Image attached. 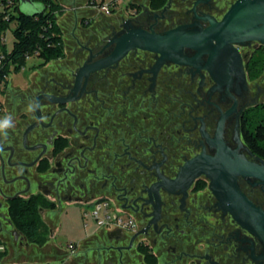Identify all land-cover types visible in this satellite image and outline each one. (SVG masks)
<instances>
[{
	"label": "flooded vegetation",
	"instance_id": "obj_1",
	"mask_svg": "<svg viewBox=\"0 0 264 264\" xmlns=\"http://www.w3.org/2000/svg\"><path fill=\"white\" fill-rule=\"evenodd\" d=\"M196 1L171 0L166 10L156 13L142 3L128 18L163 33L196 20L207 26L197 15L221 19L233 3ZM122 29L112 28L98 39L90 35L89 42L99 43L77 44L76 60L59 61L65 64L57 72L31 78L24 90H8L6 116L12 117L14 127L6 139L0 135V234L4 221L13 223L10 208L16 199H47L51 205L41 208L42 213L103 198L133 217L136 226L134 232L121 230L120 238L103 235L106 243L96 249L103 264H264L263 240L219 206L209 177L202 174L188 186L173 182L182 166L204 149L216 153L203 132L214 137L222 113L233 107L224 138L237 147L239 119L248 146L243 117L264 104L263 90L249 85L256 81L249 69L264 67V44H236L240 55L220 57L213 68L216 77L205 68L208 55L193 64L166 61L155 70L159 54L135 48L78 82L80 67L91 54L90 63L109 55L114 45L107 43ZM196 53L186 49L190 57ZM230 60V71H225L220 63ZM30 102L32 112L27 111ZM240 151L257 160L245 147ZM238 184L264 210V183L239 176ZM13 234L26 240L20 231ZM109 256L115 261L105 262Z\"/></svg>",
	"mask_w": 264,
	"mask_h": 264
},
{
	"label": "water",
	"instance_id": "obj_2",
	"mask_svg": "<svg viewBox=\"0 0 264 264\" xmlns=\"http://www.w3.org/2000/svg\"><path fill=\"white\" fill-rule=\"evenodd\" d=\"M19 1L21 12L26 14L32 15L45 10V5L37 0ZM198 2L199 0L195 2V5ZM170 5L171 0L161 8V11L166 10ZM146 8L155 13L160 10ZM197 18L208 21L209 25L203 26L199 20H196L193 24L178 25L163 33L148 31L136 26L131 18L125 19L121 24L124 30L122 29L121 34H116L107 43L114 45L113 51L90 63L94 57L91 54V57L77 72L78 82L84 76L88 77L92 71L117 63L135 48L159 54L155 70L166 61L193 64L195 61L198 62L202 55H208L205 68L212 70L213 76L216 77L213 68L221 58H226L229 53L237 57L240 55L236 44H244L252 40L264 44V0H235L221 19L208 14L197 15ZM186 49H195L197 53L190 57L186 54ZM230 59L232 60V58ZM231 60L226 64L221 62L222 69L229 70L233 61ZM238 65L242 70L240 60ZM229 71L226 75H229ZM229 82H227L228 85ZM43 96L53 100L50 95ZM36 108H38V98L36 99ZM234 110L235 107L222 113L214 137H211L206 131L203 132L208 142L216 148V153L208 154L204 149L201 154L188 160L182 166L178 178L173 182L185 181L188 186L196 177L205 174L211 180L210 187L218 198L219 206L230 211L243 226L250 229L264 242V210L249 199L238 184L239 176L254 177L264 183V159L245 145L240 133L239 119L235 135L238 145L232 148L227 144L224 138L225 123ZM37 124L38 122L31 125L27 132ZM241 147H245L248 153L257 160H250L245 153L240 151ZM120 233L121 229H115L109 231L108 236L120 238Z\"/></svg>",
	"mask_w": 264,
	"mask_h": 264
},
{
	"label": "rangeland",
	"instance_id": "obj_3",
	"mask_svg": "<svg viewBox=\"0 0 264 264\" xmlns=\"http://www.w3.org/2000/svg\"><path fill=\"white\" fill-rule=\"evenodd\" d=\"M3 1L4 0H0V4ZM124 1L128 3L132 0ZM141 1L142 3L147 2V0H140V2ZM225 1L227 4H229L230 2H234L235 0H220V3L223 5ZM17 4L18 6H20V1L17 0ZM6 5L8 7V2H6ZM9 5L14 6V3H9ZM13 6L9 9L7 8V10L9 12L12 11L11 8H13ZM3 11H6V8H4V6H0V13H3ZM128 16L129 14L127 15L125 13V18H128ZM5 17L7 19V16ZM125 18L121 19L125 20ZM121 19L119 21H117L115 18H112L109 21L106 19L102 21V25L96 31L88 30V34L82 33V29L85 28L83 27L84 25L82 23H79V25L78 23H76V27L78 26V29L74 30V28H76L74 27L75 23L72 22V20H69V24H67L66 21V27L68 31L65 37V42L66 44L69 43V46H67L68 44L66 45L67 47L65 50V56L50 59L46 63H44L43 58L31 56L27 60L26 65L21 70L11 71L8 76V89H0V119L6 116L5 100L9 89L10 91H12V93L19 91V89L24 90L31 78L44 76L48 77L54 72H57L60 68V65L65 64H59V61L67 62L70 60H76V43H78L77 38H80L82 42L87 43V39H90L89 37L91 34L96 35L95 38H97L98 35L104 37V33L102 32L104 31V29L109 28L108 24H117L119 25L118 27H120L122 24ZM16 27V20H12L8 23V29L5 33L1 35L0 38V50L2 48V43L6 44V48L8 50H11L13 48L14 42L16 41V35L14 32ZM73 32L75 35L73 34ZM88 43L93 44V42ZM97 43H99V41ZM256 84L260 87L261 90H263L261 96H264V72H261V74L256 78V81L250 82L249 85L254 91H256L257 88ZM260 110H262L261 106L257 108L255 113H259ZM85 209L86 206L84 205L69 204L65 205L60 210L49 211L47 213L46 211H43L42 217L45 221L48 222V225L50 227V240L47 242L46 246H39L35 243H30L27 246L25 244L27 242V239H21V237L16 238L14 236L13 231H19L18 228L13 223L8 225L4 221L3 227L5 230L3 233L0 234V251L6 249V254L0 258V264H96L98 262V259L101 260V256H97V254H92L90 256V259L94 258L93 262H91L92 260L89 259H87L88 261L86 262L85 259L88 258L89 254L86 253V257L84 256L83 250L85 247L80 250V254H77L75 256L72 255L74 253L66 254L59 251V247H61L60 249L62 250L68 251L70 250L68 249V245L70 243L80 244L81 241L86 237L98 234L99 227L97 226L96 222H94L92 219L87 220L83 217V211ZM86 222L88 223V226L85 225ZM105 243L106 241L104 240V244ZM110 259H113L115 261L116 257L112 258L111 256H109V258L105 262Z\"/></svg>",
	"mask_w": 264,
	"mask_h": 264
},
{
	"label": "trees",
	"instance_id": "obj_4",
	"mask_svg": "<svg viewBox=\"0 0 264 264\" xmlns=\"http://www.w3.org/2000/svg\"><path fill=\"white\" fill-rule=\"evenodd\" d=\"M19 1V0H18ZM45 5V10L36 14H26L21 12L17 0H4L0 6H4L6 11L0 13V38L8 29V23L16 20L15 28L16 41L11 50L2 43L1 52L5 54V65L0 68V82L4 89L8 87L9 80L7 76L11 71L21 70L27 63V56H37L43 58L44 63L50 59L65 56L66 47L63 31L58 22V15L63 12V7L58 0H37ZM167 0H150V6L154 10L161 9ZM8 2V7L6 5ZM9 3H14L9 5ZM12 11H8L12 7ZM7 12V13H5ZM7 16V19L6 17ZM111 19H108V21ZM119 21V20H117ZM112 23V22H110ZM84 21V25H87ZM111 26V27H110ZM119 25L108 24V29L102 33L111 32L112 28ZM86 28V27H85ZM88 28V27H87ZM86 28V29H87ZM85 29L84 32L87 30ZM89 42V40H87ZM93 42V41H92ZM94 43V42H93ZM97 43V42H95ZM79 43H76V45ZM67 45V46H66ZM65 47V48H64ZM250 75L253 79L257 78L264 67L253 65L250 69ZM262 110L255 113L259 106L249 109L242 120V135L249 148L258 156L264 158V104L260 105ZM50 203L41 196H33L28 199L19 198L12 202L10 208V217L18 230L26 237L29 243H35L44 246L50 240V227L43 219L41 208H49ZM6 254V249L0 251V258ZM147 261H152L149 254L145 255Z\"/></svg>",
	"mask_w": 264,
	"mask_h": 264
},
{
	"label": "crops",
	"instance_id": "obj_5",
	"mask_svg": "<svg viewBox=\"0 0 264 264\" xmlns=\"http://www.w3.org/2000/svg\"><path fill=\"white\" fill-rule=\"evenodd\" d=\"M94 1L95 0H58V2L64 8L63 12L58 15V22L60 23V26L62 28L64 38L66 37L67 31H68L66 25L69 24V20H72V22L75 23L74 27H76V23H78V25H79V23H82L84 25V21H86V23H88L89 25L87 24L88 26H85V25L83 26V27H86V28L88 27V28L82 29V33L88 34V30L96 31L102 25L101 24L102 21H104L106 19L107 20L112 19V18H115L116 20H120L121 18L125 17V13L127 15L134 13L135 10L142 4V1L140 2V0H132L128 3L125 2L124 0H120L113 7L114 9L112 10V13L107 14L102 9H100L98 7H94L93 6ZM96 1H101V0H96ZM143 4H144V7H149L150 9H152L151 6L149 5L150 0H147V2H145V3L143 2ZM66 21H67V24H66ZM76 29H78V26L76 28H74V30H76ZM85 29L87 30L86 32H84ZM73 34H74V32H73ZM89 38H91V37H89ZM77 39H78V43L82 42L80 38H77ZM7 89H8V87L4 90H7ZM47 212H49V211H46V213ZM83 217H84V215H83ZM84 218L87 220L91 219V218H86V217H84ZM85 225L88 226V223L86 222ZM98 231H99L98 234L86 237L85 239H83L81 241L80 244H75L76 245L75 251L62 250V249H60L61 247H59V251L66 253V254L67 253H74L72 255L75 256L77 254H80V250L83 249V247H85L83 250L84 256L86 257V255H87L86 253L89 254L88 258L85 259L86 262L88 261L87 259L92 260L91 262H93L94 258L90 259V256L92 254L93 255L97 254V256L100 255V253L96 249L98 247H100L101 245H103V243H104L103 235L109 232L105 228H101V227H99ZM25 244L28 246V244H30V243L27 241ZM46 245H44V246H46ZM103 260H104L103 258H101V260L98 259V262H100L98 264H103Z\"/></svg>",
	"mask_w": 264,
	"mask_h": 264
},
{
	"label": "built area",
	"instance_id": "obj_6",
	"mask_svg": "<svg viewBox=\"0 0 264 264\" xmlns=\"http://www.w3.org/2000/svg\"><path fill=\"white\" fill-rule=\"evenodd\" d=\"M120 0H101L94 1L93 6L98 7L105 11L107 14L112 13L113 7ZM28 59L31 56H27ZM5 54L0 51V68L5 65ZM8 79V76H7ZM5 88L3 83L0 82V89ZM84 217L91 218L96 224L105 228L107 231H112L115 229H121L123 231H132L136 230L134 219L131 216L125 215V213L118 209H113L111 203L108 199H95L86 206V209L83 211ZM68 248L71 251H75V243H70Z\"/></svg>",
	"mask_w": 264,
	"mask_h": 264
},
{
	"label": "clouds",
	"instance_id": "obj_7",
	"mask_svg": "<svg viewBox=\"0 0 264 264\" xmlns=\"http://www.w3.org/2000/svg\"><path fill=\"white\" fill-rule=\"evenodd\" d=\"M28 112L34 111V102H30L27 108ZM14 127V123L11 116H5L0 119V135H2L5 139L8 136V129Z\"/></svg>",
	"mask_w": 264,
	"mask_h": 264
}]
</instances>
